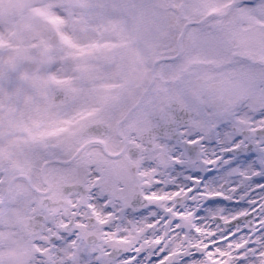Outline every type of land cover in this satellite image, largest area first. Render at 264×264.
Returning a JSON list of instances; mask_svg holds the SVG:
<instances>
[{"label": "flooded vegetation", "instance_id": "af4514ba", "mask_svg": "<svg viewBox=\"0 0 264 264\" xmlns=\"http://www.w3.org/2000/svg\"><path fill=\"white\" fill-rule=\"evenodd\" d=\"M238 6L237 0L221 13L204 16L175 8L168 25L160 28L174 36L159 45L146 24L128 17L117 26L109 13L99 27L70 23L63 47L61 42L47 51L37 47L39 56L20 55L15 64L8 63L0 76L17 75L18 89L11 101L0 92L1 235L26 236L35 246L46 247L72 240L73 232L85 241L94 229L89 222L110 221L115 205L135 211L149 202L146 193L151 201L159 200L166 188L162 180L154 188L158 179L151 174L142 178L147 183L129 192L92 180L105 173L131 178L153 166L163 170L168 156H184L183 147L176 151L179 143L148 135L149 112L167 97L194 113L196 126L180 130L182 140L192 136L198 149L189 162L200 154V135L195 134L201 121L217 133L225 128L227 141L239 135L237 144L248 138L258 145L264 139L257 135L264 116L257 117L261 105L254 110L251 103L261 87L249 54L259 48H250L246 38L258 24L247 8L237 14ZM178 20L185 21L181 29ZM225 34L231 39L242 35V45L229 39L219 48ZM204 48L210 49L205 53ZM24 60L35 69L25 70ZM259 242L258 261L264 264V242Z\"/></svg>", "mask_w": 264, "mask_h": 264}, {"label": "snow or ice", "instance_id": "6c2138e0", "mask_svg": "<svg viewBox=\"0 0 264 264\" xmlns=\"http://www.w3.org/2000/svg\"><path fill=\"white\" fill-rule=\"evenodd\" d=\"M223 127V126H221ZM199 136L200 133H196ZM216 133L209 132L208 138L201 140V144H208L219 152L215 159L206 161L199 168L190 167L183 163L173 162L172 167L168 170L170 175L175 176L179 182L168 183L166 187L171 189L174 195L179 191H183L186 195L185 204L194 209L195 225L191 231L199 233L200 226L205 221L211 219L210 213L221 210V215L215 219H222L223 215L232 216L236 213L235 218L227 222V226L219 232L213 233L208 239L215 241V244H206L202 250H197L195 246L183 247L181 251L173 252L170 247H165L163 241H157L154 247L141 250H125L120 252L119 256L110 259L106 264H195L196 261L204 260L206 254L212 252L214 247H219L231 240H235L241 233H248L249 228L240 227L239 231H234L237 225H242L245 220L252 218V213L242 211L252 209L256 215V230L253 235L260 236L264 242V139H260L259 144H254L250 139L245 138L239 145L237 141L241 140V136L234 135L232 139L224 144H218L215 139ZM193 141V137H189V142ZM182 145L176 146V151H180ZM191 154V153H190ZM176 152H173V156ZM244 173L248 174V179L244 180ZM255 173V174H253ZM243 180L242 184H238ZM255 186V187H253ZM154 188L160 187L158 180ZM247 192V195L241 196ZM196 197V198H193ZM144 199L149 201L147 206L141 207L135 211L125 209L126 215L133 218L147 215L149 221H169L170 226L181 224V215L173 214L172 209H162L150 200L147 193ZM106 211H111L106 206ZM179 213H183V209H178ZM104 227L107 229L108 225ZM177 232H184L183 226L174 229ZM75 232L71 233L68 238H72ZM159 235V233H157ZM217 237L220 239L217 240ZM252 243L238 247L236 252L244 253L247 248H252ZM89 255H95L90 253ZM84 254H81L83 259ZM252 257L246 255H238L235 264H247V260ZM88 264H105L103 257L96 260H89Z\"/></svg>", "mask_w": 264, "mask_h": 264}, {"label": "rangeland", "instance_id": "374dc122", "mask_svg": "<svg viewBox=\"0 0 264 264\" xmlns=\"http://www.w3.org/2000/svg\"><path fill=\"white\" fill-rule=\"evenodd\" d=\"M12 1H16L19 4H21L23 6V11L22 14L20 16V18L14 22V23H7L4 20V10H5V6L7 3L12 2ZM120 1V6L123 5V1L125 0H119ZM159 1V9L160 11L163 13V16L165 17V19L169 20L170 18H172L174 16V9L175 8H179L180 10L185 11L186 14L188 13H192V12H196L199 11L202 14H205L206 12H208L209 10H213V9H217L219 10L218 12H223L224 9L226 8V6L229 4V2H231L232 0H158ZM134 2V6H149L146 5L145 2L141 1V0H133ZM75 4L79 10L85 9L86 6H91L92 4H96V0H84V2H82V0H0V71L4 70L5 67L9 64H15V60L16 57L20 56V47L19 44L21 42V40L23 38H27L28 40L31 41H35V42H42V44H40V46L46 50H48L49 45H48V37H49V33L50 30L53 27H57L58 29H61V31L63 32V34H65V29L69 30V15L72 13L71 11V6ZM104 4V2H103ZM127 5H129L131 8H134L133 6H131V4L129 2H126ZM150 7V6H149ZM171 8L173 10H171ZM125 12H123L124 15ZM251 13V17L254 19L255 23H259V22H264V0H257L255 4L250 5L247 7V14ZM122 15V16H123ZM262 17V19H261ZM156 18L157 15L155 12L151 13V19H152V23L154 24L156 22ZM117 21H119V17L116 18ZM179 21V20H178ZM120 22V21H119ZM117 22V23H119ZM181 23V21H179ZM116 23V24H117ZM183 23V22H182ZM181 23V24H182ZM117 26H119V24H117ZM117 26L115 28H117ZM114 28V29H115ZM159 28V27H158ZM156 27L154 33H153V40H158V36H159V32L158 29ZM259 27H253L250 31H249V35H251V39L252 41H258V36H252L253 34H255V30L258 29ZM225 35L221 36L222 38H224ZM263 34H261V38H262ZM234 40H242V35L241 36H236L233 38ZM46 40V42H45ZM69 40V39H67ZM251 41V40H250ZM229 42V41H228ZM227 42V43H228ZM235 42V41H233ZM47 43V44H46ZM81 42L79 41L78 44H80ZM236 43V42H235ZM242 43V41H241ZM245 43V41H244ZM243 43V44H244ZM264 45V43H262ZM241 45V44H240ZM64 46V42L62 43V47ZM224 46H226V39L225 41H223V44L220 46L221 48H224ZM219 47V48H220ZM82 48V47H79ZM48 53V52H47ZM49 54V53H48ZM200 54H202L201 48H200ZM132 70V69H131ZM252 110V109H250ZM217 129L212 130V125L210 124H205L204 122L201 121L200 123V138L199 140H205L208 138V133L209 132H214L216 133L215 139L217 140L218 144H224L227 141V132L225 128H219V130L221 131V133H217L216 132ZM199 133V132H198ZM201 148H200V154L198 157V160L194 161V162H189L186 159H182L184 156L183 154H179L178 157L182 160L178 163H183L187 166H194L196 168L201 167L202 165L205 164L206 161L215 159L219 149H216L212 146H209L208 144H201ZM171 154V153H170ZM166 161H164L163 164V176L159 177V178H163L165 180V183H176L178 182L176 180L175 177L170 176L169 178V169L172 167V164L174 161H168V165L165 164ZM152 171V170H151ZM151 177L152 180L157 181V178L159 175L156 174V171H152L151 173ZM255 174V173H253ZM167 175V176H166ZM248 179L247 177H244V180ZM240 182V181H239ZM243 182V181H241ZM255 187V186H253ZM169 193H170V189H169ZM247 195V192H244L241 194V196H245ZM196 198V197H193ZM259 198V197H258ZM157 207H160L162 209H165L167 204H168V200H163L162 204L161 203H157ZM170 208L173 210V214H179L178 209L182 208L183 212L191 209L189 208L185 203L180 204L177 207H173L171 204ZM247 209L243 210L246 211ZM194 211V209H193ZM216 212H219V214L221 215V210H217ZM214 212V213H216ZM213 213H210V215ZM219 215V216H220ZM229 215L225 214L223 215V219H226ZM191 223L187 222L186 220H184V218L182 217L181 219V224L180 225H172L170 226V220L169 221H162V218H159V220L162 221V223H154L155 225H159L162 227V229L158 230V227H150L148 228V223L151 222L148 220V218H144V221H141L142 219L137 220L136 222H133L132 220H130V223L128 221H124L125 224H128L127 228H121L119 227L120 224L117 223V228H116V232H124L127 230V233L129 232L130 229H132L134 226H142V227H146V231L144 234H142L140 236V238H138L137 240H135L134 242H129L126 241V239H117L115 238V240L113 241L114 243H118L120 244V246H122V248L124 247L125 250H137L138 248L139 250L141 249H145V248H151L154 247L156 242L155 241V232H153L154 230H157V232H161L164 231L166 232V235L169 236V233H171L172 229H176L179 226H183L186 232V236L188 237L189 234L193 235L194 241L190 244V246L193 245H197L199 244L200 246H204L206 244H209L210 242H213V240L208 239V238H204V232L206 231V227L209 225V233L210 235H212L215 232H219L220 229H213L211 226L213 224H211L212 222L209 220L205 221L204 224H202L200 226L201 231L199 233L197 232H193L191 231L193 228L196 227L195 225V217L194 215H192L190 218ZM261 220L264 221V217H261ZM152 232H150V229ZM213 229V230H211ZM222 231V230H221ZM177 232V231H176ZM178 233V232H177ZM182 234V232H179ZM134 235H136V233H133ZM148 238V244L144 243V239ZM151 237V238H149ZM253 242L258 241L259 244V239H257L258 236L253 235ZM205 239V243L203 242ZM217 239L219 240L220 238L217 237ZM186 240V238H185ZM241 240V238L236 239V243H228L227 246H225V244L220 245L218 248L214 247L212 249V252L207 253L206 256L208 257H213L216 258L218 260H223L224 262H228L231 264H235V259L233 258V256L236 255V249L238 247H240V245L238 246V242ZM163 241L164 246L166 247V243L164 242V240H160ZM198 241V242H197ZM203 242V243H202ZM202 243V244H200ZM83 245V244H82ZM79 246V248H83V246ZM183 247V246H182ZM87 250V249H84ZM264 250V249H263ZM86 253L83 252L84 257L86 262L85 264H88L87 261V257H92L94 258L93 260L96 259H100L101 257H103L105 264L108 260H110L109 258H107V255L105 253H103L102 251H99L98 253L95 252V255H89L90 253H94L92 250H87L85 251ZM246 253L248 251H245ZM74 262H72V256L70 255L68 257V255L66 256V252L63 251L61 248H57L54 252L50 251L46 254H44L41 259V264H45L43 262L47 261L46 259H50L49 262H47L46 264H79L80 261V255H78V253L74 254ZM262 255V254H261ZM264 256V254L262 255ZM236 257V256H235ZM34 255H28L26 254L24 256V258H22L21 264H35L33 263V259H34ZM261 258V257H260ZM66 259V260H65ZM234 259V260H233ZM200 261V260H199ZM199 261H196L195 264H198ZM4 264L7 263V261H3Z\"/></svg>", "mask_w": 264, "mask_h": 264}, {"label": "clouds", "instance_id": "9594fccd", "mask_svg": "<svg viewBox=\"0 0 264 264\" xmlns=\"http://www.w3.org/2000/svg\"><path fill=\"white\" fill-rule=\"evenodd\" d=\"M249 59L253 61L252 68L259 70L261 83H264V46H261L256 52L250 53ZM260 103L261 109L257 112V117L264 116V100H262ZM105 158L108 159L109 157ZM150 171L151 170H149V172H145L143 170L136 171L133 173L131 178L128 176H116L112 175L111 173H105L103 175L98 174L93 177L92 182L108 183L109 186L116 192H129L132 189L138 188L141 182L147 183V180L142 178L149 176ZM138 198L139 197L136 196V199ZM133 202H135V200ZM214 214L217 216L220 215L219 212H216ZM179 215H181L184 220H187L189 223H191V220L189 219L192 216L191 212H183L179 213ZM145 231L146 227L134 226L129 230L127 236H122L121 239H127L129 242H134L135 240L140 238V236L144 234ZM133 233H136V235H134ZM194 238L195 237H193V239ZM160 240H164L166 244H169L170 242V248L173 252L179 251L182 246L187 247L192 243V239L185 240V237L183 235H180L176 239H173V237L167 236L166 232L164 231H161L159 235H155V241ZM143 242L147 243V239H145ZM198 264H205V261L202 259L198 262Z\"/></svg>", "mask_w": 264, "mask_h": 264}, {"label": "bare ground", "instance_id": "6f19581e", "mask_svg": "<svg viewBox=\"0 0 264 264\" xmlns=\"http://www.w3.org/2000/svg\"><path fill=\"white\" fill-rule=\"evenodd\" d=\"M82 2H84V0H82ZM106 5L107 4H104V6H100V5H97V4H92L86 12H78V13H76V16L74 18V23L75 24H79V23H95V24H97V27H99V24L101 22H103V21L108 19V17H109V15H108L109 13H107L108 9H114V10H111V13L113 14L114 17H117L118 16V11H116V10H119V11H121V10L117 9L114 6H110L111 8H109ZM173 177H175V176H173ZM185 212H191L192 213L193 209H189V210H187ZM174 229L171 231V233H169V236L173 237V239H176L178 236L183 235L186 238V240L192 239V242L194 241V239H193L194 236L193 235L189 234L188 237H187L185 231L182 232V234H179ZM122 234H123V232H122ZM209 235H210V233L204 232V238L205 239ZM145 238H147V237H145ZM205 239L203 241L204 243H205ZM147 242H148V238H147ZM202 243H200V244H202ZM3 246H4V244L0 245V258H5V259H3V261H7L8 264H21V261H20L21 260V256H22L21 252H19V253L18 252L6 253V252H4L2 250ZM166 247H170V242H169V244H166ZM254 248H255V246L248 249L250 253L253 252V253H256V255L253 256L252 258H250L249 260H247V264H256L257 251ZM38 250L40 251V250H42V248L39 246ZM138 250H139V248H138ZM181 250H183V247H181L179 251H181ZM76 253H78V255L81 256V254L83 252L78 250L77 247H71L68 250L66 256L68 255V257H69L71 255L73 257L71 261L74 262V257H75L74 254H76ZM79 259H80L79 264H85V262H86L85 258L82 259L80 257ZM86 259H87L88 262H89V260H93L92 257H87ZM1 263H2V261H0V264Z\"/></svg>", "mask_w": 264, "mask_h": 264}, {"label": "water", "instance_id": "95a60500", "mask_svg": "<svg viewBox=\"0 0 264 264\" xmlns=\"http://www.w3.org/2000/svg\"><path fill=\"white\" fill-rule=\"evenodd\" d=\"M18 13H19V9L16 8L15 5H13V4L10 5V6H9V15H10V16H8V19H11V20H12V19H15V18L17 17ZM180 118H181L182 120H183V119H187V116H186V117H181V116H178V117H177V119H180Z\"/></svg>", "mask_w": 264, "mask_h": 264}]
</instances>
